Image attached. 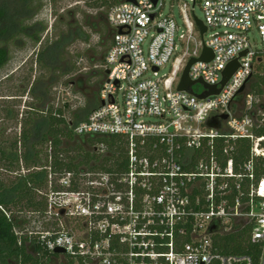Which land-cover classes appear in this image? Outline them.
Listing matches in <instances>:
<instances>
[{
    "label": "built area",
    "instance_id": "obj_1",
    "mask_svg": "<svg viewBox=\"0 0 264 264\" xmlns=\"http://www.w3.org/2000/svg\"><path fill=\"white\" fill-rule=\"evenodd\" d=\"M198 3L203 40L190 11ZM106 21L100 102L69 128L78 138H122L126 166L49 169L46 210L26 215L19 244L33 239L53 264H264V99L250 82L239 94L264 72V0H123ZM254 29L261 50L251 45ZM204 46L214 58L191 67L192 81L220 88L229 64L239 59L240 68L218 96L200 99L206 89L178 87ZM171 62L172 77L161 75ZM212 117L220 129L207 126ZM244 230L256 255L219 251L216 239Z\"/></svg>",
    "mask_w": 264,
    "mask_h": 264
},
{
    "label": "rangeland",
    "instance_id": "obj_2",
    "mask_svg": "<svg viewBox=\"0 0 264 264\" xmlns=\"http://www.w3.org/2000/svg\"><path fill=\"white\" fill-rule=\"evenodd\" d=\"M24 1H28L27 5ZM111 5L93 9L87 0H0V8L15 14L11 20L21 28L15 39L6 42L0 39V47L7 46L10 52L9 63L0 71V158L1 152L24 155L22 134L29 117L62 110L67 124H74L100 102L99 90L105 79L102 65L112 44V32L106 21ZM190 11L204 22L199 3L195 7L190 4ZM175 12L179 10L176 8ZM69 35L72 38L67 40ZM249 38L255 51L262 49L256 29ZM171 67L172 62L162 69L161 75L172 77ZM257 88L252 87L255 95ZM194 89L200 93L204 90L199 84ZM262 96L264 99V93ZM122 100L120 93L119 101ZM46 148L47 145L38 146L44 152ZM2 167L1 162L0 179L6 183L36 170H28L23 160L11 169L13 173Z\"/></svg>",
    "mask_w": 264,
    "mask_h": 264
},
{
    "label": "trees",
    "instance_id": "obj_3",
    "mask_svg": "<svg viewBox=\"0 0 264 264\" xmlns=\"http://www.w3.org/2000/svg\"><path fill=\"white\" fill-rule=\"evenodd\" d=\"M87 1L91 8L103 9L111 4V6L119 4L123 0ZM27 3L28 1H24V5ZM9 11L5 7L0 8V39L5 40L4 42L12 37L15 39L14 35L21 30L16 26V22L11 20L13 14ZM37 36L38 33L35 38ZM71 38L72 36L69 35L67 40ZM9 58L8 47H0V70L7 65ZM250 83L251 90L257 85V95L262 96L264 72L258 74V78L252 79ZM97 107L98 103L94 109ZM9 114L12 112L9 111ZM22 140L25 148L22 157L17 153L1 152L0 163H4L2 169L13 173L11 169L23 160L28 170L32 168L36 170L11 183L0 179V264H53V259L44 251L42 252L41 247L33 239L23 237L22 243L19 244V238L15 234V229L25 231V226L28 224L25 215L42 213L46 210V197L42 193L47 188L49 169L56 172L88 170L107 173L124 169L126 166L125 142L120 137L108 139L92 136L76 137L69 128L62 110H49L42 117H29ZM102 143L107 147L105 154L97 151L98 145ZM44 145H47L45 152L38 150V146L43 148ZM242 152L248 154V149L244 148ZM261 177L264 178V166L261 168ZM18 214L24 217L21 219ZM216 245L224 254L256 255L257 253L248 241V230L216 239ZM63 264H76V261L68 260Z\"/></svg>",
    "mask_w": 264,
    "mask_h": 264
},
{
    "label": "water",
    "instance_id": "obj_4",
    "mask_svg": "<svg viewBox=\"0 0 264 264\" xmlns=\"http://www.w3.org/2000/svg\"><path fill=\"white\" fill-rule=\"evenodd\" d=\"M127 1L129 2L130 0H127ZM195 21L197 23L198 29L200 30L201 38L203 40L204 39V35L207 32V28L204 25V23L201 20H199L197 17H195ZM246 55H247V52H244L241 56L244 57ZM213 58H214L213 52L210 49H208L206 46H204V50H203V54H202L201 58H199V59L192 58L188 62L187 66H186V68H185V70L183 72L181 83H180V85L178 87V91L196 95L195 92H194V86L199 84V85L203 86L204 89H206V92H204V93H202L200 95H197V97H199L200 99H206V98H208L210 96H218L222 92V90L226 86V84L229 82V80L232 78V76L240 68V62H239V59H236V60H234L233 62H231L229 64V66L223 72V80H222V82L220 84V88L217 87V86H209L206 83H204L202 80H200V81H192L190 79V76H189V72L191 70V67L197 62L209 63V62H211L213 60ZM154 71L157 72L159 70L156 68V69H154ZM250 81H251V77L247 80L246 84L241 88V90L239 91V94L244 92V90L246 89L247 84ZM221 118L222 119H227V116H223ZM207 126L210 127V128H218V129H220L222 127V124H221V121L219 120L218 117H212L208 121ZM64 213L65 212H63V214ZM55 253H57V254L65 253V250L58 248V249H56Z\"/></svg>",
    "mask_w": 264,
    "mask_h": 264
},
{
    "label": "flooded vegetation",
    "instance_id": "obj_5",
    "mask_svg": "<svg viewBox=\"0 0 264 264\" xmlns=\"http://www.w3.org/2000/svg\"><path fill=\"white\" fill-rule=\"evenodd\" d=\"M25 35L27 36V34H25ZM30 38H31V37H30ZM6 47H7V46H6ZM8 50H9V49H8ZM9 55H10V52H9ZM44 55H45V53H44ZM9 61H10V58H9ZM8 63H9V62H8ZM8 63H7V64H8ZM1 70H2V69H1ZM1 70H0V71H1ZM78 85H79V86L81 85V81H79Z\"/></svg>",
    "mask_w": 264,
    "mask_h": 264
}]
</instances>
